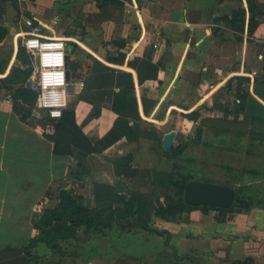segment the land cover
<instances>
[{
	"label": "crops",
	"instance_id": "obj_1",
	"mask_svg": "<svg viewBox=\"0 0 264 264\" xmlns=\"http://www.w3.org/2000/svg\"><path fill=\"white\" fill-rule=\"evenodd\" d=\"M32 1H28L33 3L31 13L44 28L53 27L54 14L67 21L70 17L75 20V14L84 21L100 15L95 23L89 22L85 36L79 35L81 40L76 39L74 31L65 38L76 40L106 63V55H115L121 41L126 43L121 50L130 56H151L159 62V78L137 84L136 94L139 100L142 96L156 100L149 115L143 113L142 106L140 111L160 128L174 120L173 114L175 118L180 116L177 120L181 124H196L182 113L203 104L212 105V96L223 90L233 76L244 75L253 80L256 74L253 64L264 60V17L259 16L260 24L254 35L249 38L245 31L241 41L225 19L240 7L248 8L247 0ZM257 1L264 7V0ZM42 13L49 18L42 17ZM51 13L54 18L50 17ZM109 46H113V51L107 50ZM17 51L16 46L13 62L0 56L8 59V67L5 73H0V78L10 72ZM119 67L132 71L136 78L133 68ZM251 92L264 102L254 90ZM33 106L28 114L17 111L13 91L0 86L1 246L21 247L38 236L36 225L44 209L58 203L61 188L74 187L78 192L87 188L91 192L94 181L116 185L121 178L114 174L112 160L132 152L135 163L136 147L155 143L147 138L139 143L122 138L103 152L89 155L86 163L89 173H83L78 180L71 176L75 158L54 154V143L45 136L53 131V126L49 121L35 118ZM75 109L80 126L93 142L111 129L116 118L109 108L83 99L77 101ZM175 131L176 140L179 131ZM110 150L108 169H92L91 159L106 162L101 156ZM79 234L78 238L60 240L56 250L44 241L38 242L31 249L34 260L30 264H194L188 257L201 264H239L235 261L247 259L245 264H264V208L261 207L246 213L194 208L175 220L153 221L151 229L124 230L115 224L104 235H86L83 230Z\"/></svg>",
	"mask_w": 264,
	"mask_h": 264
},
{
	"label": "trees",
	"instance_id": "obj_2",
	"mask_svg": "<svg viewBox=\"0 0 264 264\" xmlns=\"http://www.w3.org/2000/svg\"><path fill=\"white\" fill-rule=\"evenodd\" d=\"M247 3L248 8L240 7L231 16L225 17L231 24L238 41L242 40L245 31L249 38L254 35L260 24L259 16L264 17V7L257 0H247ZM5 9V5L0 4V42H3L9 33L4 19ZM28 15L33 17L31 12ZM36 22L38 23L37 20ZM117 44L119 46L117 53L106 55L105 59L108 63L118 66H112L92 54L88 55L83 66H71L69 63L71 73L82 76L84 85L75 95L77 98L70 100L62 117L57 120L49 119L53 131L46 133L45 136L53 141L54 154L75 158L76 163L71 176L78 180L81 179L83 173H89L86 166L89 155L103 152L122 138L130 143H139L142 138H147L155 143H160L163 149L164 131L156 123L145 119L140 111V106H142L143 113L149 115L156 100L145 96L139 100L136 94L137 84L142 85L147 80L159 78L160 63L154 61L151 56H130L128 52L121 50L126 46L125 41ZM78 46L75 41L68 42V47L72 51ZM119 66L133 68L136 78L132 71ZM7 67L8 59H0V73H5ZM32 71L33 63L30 54L22 42H19L16 60L10 72L0 78V86H5L13 91L16 110H23L25 114L30 112V108L35 104L37 98V92L25 86ZM251 81L249 76L237 75L231 77L224 87L234 96V103L237 105L238 111H234L225 103L224 105L213 101L212 105L203 104L190 112L182 113L185 118L197 124V129L190 142L176 145L174 142L172 148L167 150L170 151V158L175 161V165L173 171L166 178L154 180V169L150 166L136 165L132 152L115 157L112 160V167L114 174L121 178L118 184L94 181L92 187L94 204L74 187L61 188L58 194V203L54 207L45 208L36 225L39 235L31 238L26 245L21 247L0 245V264H30L34 260L31 249L35 248L38 242L44 241L47 246L56 250L59 248L60 240L78 238L81 230L86 235L91 233L104 235L115 224L124 230L151 229L153 221L175 220L184 211L194 208L215 209L223 213H246L254 207L264 208V193L257 185L264 186V172L259 167H247L248 169L243 168L234 173L232 181L235 185L237 183L240 185L233 186L235 199L229 208L190 205L184 200V189L189 181L199 179L214 182L206 177L194 178L189 171L183 170V166L191 164L190 158L185 155L186 149L192 143L200 144L202 142L203 124L206 120H229L236 113H241L244 119L250 117L257 121H264V102L246 87L251 85ZM260 85L264 86V82L255 78L254 92L264 101V90ZM79 99L91 102L96 106L109 108L116 114L111 129L96 142L86 135L78 122L75 104ZM18 102H21L19 106H17ZM203 111H218L221 115L203 117ZM246 132L238 134V142L241 143L238 149L254 151L253 141L248 147L242 145L243 142L251 140L249 132ZM223 136H227V134ZM252 138L254 137L252 136ZM135 179L151 180L150 193L131 190L126 186V180ZM256 181L260 182L255 183ZM217 183L224 184L223 182ZM150 204L153 206L152 209ZM247 260H238L235 263L245 264Z\"/></svg>",
	"mask_w": 264,
	"mask_h": 264
},
{
	"label": "rangeland",
	"instance_id": "obj_3",
	"mask_svg": "<svg viewBox=\"0 0 264 264\" xmlns=\"http://www.w3.org/2000/svg\"><path fill=\"white\" fill-rule=\"evenodd\" d=\"M28 1L32 0H0V4H4L6 8L4 19L6 25L9 28L7 38L4 40V42L0 43V56L11 58L12 62L14 61L13 56L15 53V47H18L19 42H22L21 36L16 37V35L18 32L26 30L24 19L29 16V12L33 11V1L29 3ZM50 15V17L53 16L52 13ZM41 16L45 19H47V17L49 18L46 13H42ZM99 16L100 15L95 14L94 20H92L93 17L90 16L86 18V21H84L78 18L75 14V20L70 17V20L67 21V19L61 20V15L54 14L56 19H53L55 22L53 27L47 28L45 26V31L49 35H57L59 37H68V35L71 34L70 32L74 31L77 34L76 39L81 40L82 38L79 35L81 34V36H85L89 31L87 29L89 22L95 23V20L98 21ZM67 41H75L79 45L74 51L69 48V63L71 66H83L86 63L90 53L76 40L67 38ZM111 49H114L113 46H109L107 48V50L113 51ZM253 66L256 71V74H254V79L258 78L260 81L264 82V60L253 64ZM253 80L251 81V85L246 86L251 91L254 90ZM73 83H76L75 80H73ZM260 86L262 90H264V86ZM77 93L78 92H75L74 94L70 95L69 100H75L77 98V96H75ZM213 101H218L222 104L225 103L234 111H238V107L234 103V96L224 88L212 96L211 102ZM219 115L221 114L218 111L203 113V117H216ZM172 117L174 120H170L172 122L166 126H162L164 130L163 128L161 129L164 131V133L169 132V129H175L179 131V135L175 140V145L179 143L190 142V140L195 135L197 124H181L178 121L180 119L179 115H177L175 118V114H173L171 118ZM203 125L202 142L200 144L192 143L186 149L185 155L186 157L190 158L191 164L183 166V170H185V172L189 171L191 175L194 176V178L206 177L207 179H210L214 182H223L227 185L233 184L232 186L240 185L239 183L235 185L232 179L234 177V173H237V171H240L243 168L248 169L251 167H259L264 172V121H257L253 118L251 119L250 117L244 119V116L241 113H236L234 116L230 117L229 120H206ZM244 131L249 132L251 140L249 142H243L242 145H244V147H248L250 144H252L251 141H253L254 151H240L238 149V147L241 145V143L238 142V134ZM224 134H227V136H223ZM252 136L254 138H252ZM249 151L250 154H248ZM111 154L112 150L108 151L107 154L105 153L104 156H101L102 159L106 160V162H100V160L95 162V158L93 157V159H91V168L96 171L101 169L107 170L109 167L108 160L109 157H111ZM135 164L141 167L146 165L152 167L155 171V180L166 178V176L173 171L175 161L170 158V151L163 150L160 146V143L152 144V142H148L144 143V146L139 145L136 147ZM125 182L126 186L131 190L134 189L135 191H144L147 194L151 191V180L135 179L132 181L126 180ZM259 182L260 181H256L255 183ZM257 185H259V188H261L264 193V186H261L260 184ZM79 191L84 193V195H86V197H88L91 202L93 201L94 197L92 186L90 190L91 192H89L87 188L80 189ZM150 206L152 209V204H150Z\"/></svg>",
	"mask_w": 264,
	"mask_h": 264
},
{
	"label": "built area",
	"instance_id": "obj_4",
	"mask_svg": "<svg viewBox=\"0 0 264 264\" xmlns=\"http://www.w3.org/2000/svg\"><path fill=\"white\" fill-rule=\"evenodd\" d=\"M24 22L26 30L20 36L33 63V71L25 86L37 92L32 115L40 120H57L68 107L70 95L80 92L84 81L77 78L68 80L67 38L47 34L34 17H26Z\"/></svg>",
	"mask_w": 264,
	"mask_h": 264
},
{
	"label": "water",
	"instance_id": "obj_5",
	"mask_svg": "<svg viewBox=\"0 0 264 264\" xmlns=\"http://www.w3.org/2000/svg\"><path fill=\"white\" fill-rule=\"evenodd\" d=\"M148 55L150 52L147 53ZM81 79L83 77L68 71V80ZM176 137V131L172 130L165 133L162 138V147L164 150L172 148ZM235 199V189L231 185L217 182L203 181L193 179L189 181L184 189V200L190 205H210L221 208H229L233 205ZM190 258L194 264H201L197 259Z\"/></svg>",
	"mask_w": 264,
	"mask_h": 264
}]
</instances>
